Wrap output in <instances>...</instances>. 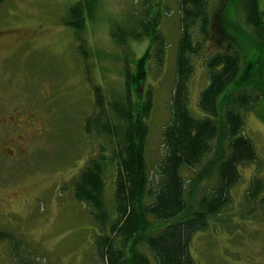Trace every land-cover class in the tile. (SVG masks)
<instances>
[{
  "label": "rangeland",
  "instance_id": "rangeland-1",
  "mask_svg": "<svg viewBox=\"0 0 264 264\" xmlns=\"http://www.w3.org/2000/svg\"><path fill=\"white\" fill-rule=\"evenodd\" d=\"M79 1L0 0V264H103L95 244L103 235L102 222L110 225L114 218L116 171L108 161L109 138L87 137L84 128L94 111V87L101 88L105 102L110 96L123 99L126 61L139 82L132 102L142 101L146 92L153 100L147 146L148 159L157 160L176 69L178 2L148 0L154 29L165 44L158 65L152 56L141 60L149 53L148 39L126 47L117 41L132 32L131 15L143 11V0H113L126 6L119 18L103 7L108 0H98L76 40L65 22ZM208 1L213 38L193 58L188 85V108L195 118L202 116L198 102L208 84L203 58L237 47L226 41L227 31H250L244 24L245 0ZM257 2L264 13V0ZM249 53L259 57L256 49ZM242 114L259 162L239 168L231 205L193 237L189 252L195 264H264V192L254 205L245 198L254 177L264 185V98ZM100 154L107 155L104 221L103 213L72 193L86 164Z\"/></svg>",
  "mask_w": 264,
  "mask_h": 264
},
{
  "label": "trees",
  "instance_id": "trees-1",
  "mask_svg": "<svg viewBox=\"0 0 264 264\" xmlns=\"http://www.w3.org/2000/svg\"><path fill=\"white\" fill-rule=\"evenodd\" d=\"M143 2L146 8L132 13V32L117 39L118 45L126 47L148 39L149 53L141 60L152 56L161 65L164 40L154 29L148 0ZM177 2L180 35L176 69L167 108L169 119L160 130L156 161L148 159L147 146L153 100L146 92L142 101L132 102L139 82L128 70L129 62L123 71L121 102L112 96L105 102L101 88H93L94 111L85 122V136L96 133L109 138L108 161L115 164L116 171L114 218L110 225L102 222L103 235L95 244L103 264H195L189 252L193 237L206 231L211 219L231 205L230 191L241 181L239 168L259 162L244 133L242 113L264 98V13L257 0H245L244 24L249 33L227 31L226 41L230 44L233 40L237 47L203 58L208 84L198 102L202 116L195 118L188 108V85L194 72L193 58L202 54L213 38L209 1ZM97 4L98 0H80L69 9L65 25L76 40H81ZM253 49L259 57L249 53ZM242 63L248 64L246 69ZM106 161L107 155L102 154L90 159L72 186L76 200L103 214ZM263 192L264 185L254 177L246 201L254 205Z\"/></svg>",
  "mask_w": 264,
  "mask_h": 264
},
{
  "label": "clouds",
  "instance_id": "clouds-1",
  "mask_svg": "<svg viewBox=\"0 0 264 264\" xmlns=\"http://www.w3.org/2000/svg\"><path fill=\"white\" fill-rule=\"evenodd\" d=\"M103 7L116 18H119V16L123 13L126 8V6L122 2L116 3L113 2V0H108V2L103 5Z\"/></svg>",
  "mask_w": 264,
  "mask_h": 264
}]
</instances>
